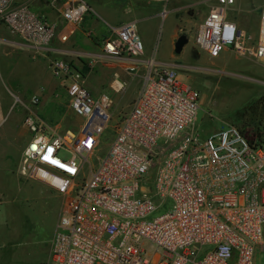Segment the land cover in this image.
Segmentation results:
<instances>
[{"label": "built area", "instance_id": "1", "mask_svg": "<svg viewBox=\"0 0 264 264\" xmlns=\"http://www.w3.org/2000/svg\"><path fill=\"white\" fill-rule=\"evenodd\" d=\"M235 2L217 0L211 6L198 26L196 45L212 57L231 45L238 55L264 61V3L258 41L251 45L246 30L228 18ZM45 4L57 17L30 0H0V22L33 48L48 50L57 37L66 42L93 11L86 0ZM79 58L50 57L49 64L66 91L67 106L81 119L79 128L46 133L33 108L39 95L25 105L23 119L29 139L20 172L61 196L51 259L58 264H254L257 249L264 248V139L238 123L197 131L200 90L181 80V64L146 54L137 20L110 25L101 50L87 64ZM114 58L132 61H104ZM98 62L126 64L139 87L94 165L114 104L112 94L95 95L87 84ZM114 75L112 89L126 90L128 81L119 71ZM168 200L171 209L151 218ZM205 245L210 248L203 252Z\"/></svg>", "mask_w": 264, "mask_h": 264}, {"label": "rangeland", "instance_id": "2", "mask_svg": "<svg viewBox=\"0 0 264 264\" xmlns=\"http://www.w3.org/2000/svg\"><path fill=\"white\" fill-rule=\"evenodd\" d=\"M87 2L95 9L93 15L101 21L103 29L110 27L111 23L136 19L147 53L153 52L158 59L177 61L184 65L179 69L181 80L200 90L202 94V104L194 124L201 134L227 123H236V111L247 105L250 100L264 94L263 60L238 55L231 49V45H228L219 56L212 57L196 45L198 26L217 0L167 2L87 0ZM123 2L128 3V10L122 6ZM263 3L264 0H236L227 11L228 18L237 21L246 30L251 45H256L258 41ZM86 21L83 23L86 24ZM177 29L178 36L186 33L189 37V42L180 54L175 52ZM80 43L77 41V44ZM34 56L38 61H23L25 59L21 60L19 56L16 58L11 55L0 56V202L4 205L0 214L1 223L6 220V208H11V205L23 203L27 211L40 212V208L51 201L49 197L51 192L45 184L29 179L20 172L23 149L29 139V132L23 126V119L28 112L25 105H31L34 95L40 96L38 105L33 108L47 125L48 134H52L54 130L59 133H64L67 129L77 130L81 124V119L67 106L65 90L51 73L50 57L49 61H40L39 54ZM87 59L79 58L86 64L89 62ZM74 60L78 61V58ZM109 64L107 62L94 64L87 78V84L95 95L109 92L114 100L110 109L113 119L102 136L100 147L91 159L94 165L97 156L104 155L108 149L109 142L115 134L114 127L130 109L139 87L138 78L131 82L127 73H121L120 76L128 81L129 86L124 91L112 89L117 69L108 66ZM63 154L69 156L67 152ZM167 202V207L154 211L150 217L171 209L172 201ZM209 248V245H205L203 252ZM154 250L160 252V249ZM254 264H264V248L257 249Z\"/></svg>", "mask_w": 264, "mask_h": 264}, {"label": "crops", "instance_id": "3", "mask_svg": "<svg viewBox=\"0 0 264 264\" xmlns=\"http://www.w3.org/2000/svg\"><path fill=\"white\" fill-rule=\"evenodd\" d=\"M30 1L31 4L34 5L35 7L46 10L54 18L57 17L58 13L47 7V5L45 4V0H30ZM127 5L128 3L126 2L122 3L123 7H127ZM92 9L93 11L95 10L93 7ZM93 11H90L85 16L84 20H87L85 22L86 24L82 22L79 28L77 29V31L73 35H71L66 42H61L57 37L54 40L53 44L51 45L52 49H48V50L45 49L38 50L36 48H33L32 46L24 42L23 39H21L19 36L13 35L8 30V28L3 23L0 22V56L11 55L13 58L19 56L21 60H23L22 58L25 59L23 61H38L36 60L37 55L34 56V54H39L40 61H49V57H64V58L68 57V58H76V59L78 57H83V58H88L87 61H90L91 55L101 50L102 39L109 32V27L105 29L101 27V21L98 19V17L93 15ZM92 16L94 17V19ZM128 20H133V19H128ZM122 22H124V20L114 24L111 23L110 25H117ZM238 25L241 28H243L239 23ZM89 30L92 31L91 35H88ZM259 31H260V22H259ZM175 35L176 37L178 36V29L176 30ZM77 41L78 43L82 41V43H80L79 45L77 44ZM28 48H32V50ZM146 54L149 55L150 53H147L146 50ZM104 61H132V60L130 59L119 60L114 58V59H107ZM170 62L179 63L177 61H170ZM107 63H110L108 66L115 67L117 69L115 71H119L120 74L127 73L129 75L128 71L126 70V64L119 62H107ZM122 79L126 80L125 78ZM130 81L133 82L131 77H130ZM136 95L137 92H135L134 98ZM67 102H68V96H67ZM47 188L51 192L49 194L51 201L46 206L41 207L40 212L27 211L23 203L11 205L12 206L11 208L8 207L6 208L7 209L6 220L4 221V223L0 222V264H58L57 262L51 259L50 241L55 233L56 226L60 216L61 196L52 188L48 186ZM3 206L4 205H1V211Z\"/></svg>", "mask_w": 264, "mask_h": 264}, {"label": "trees", "instance_id": "4", "mask_svg": "<svg viewBox=\"0 0 264 264\" xmlns=\"http://www.w3.org/2000/svg\"><path fill=\"white\" fill-rule=\"evenodd\" d=\"M235 115L236 123L244 132L252 130L258 139H264V94L250 100L247 105L238 109Z\"/></svg>", "mask_w": 264, "mask_h": 264}, {"label": "water", "instance_id": "5", "mask_svg": "<svg viewBox=\"0 0 264 264\" xmlns=\"http://www.w3.org/2000/svg\"><path fill=\"white\" fill-rule=\"evenodd\" d=\"M188 42H189L188 35L186 33L180 34L175 42V52L177 54H180L184 50V47Z\"/></svg>", "mask_w": 264, "mask_h": 264}]
</instances>
